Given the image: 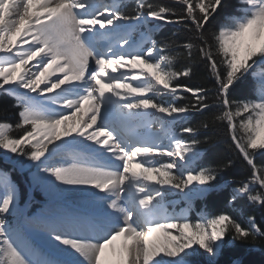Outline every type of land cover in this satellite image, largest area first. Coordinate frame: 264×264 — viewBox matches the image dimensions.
Here are the masks:
<instances>
[{
	"label": "snow or ice",
	"instance_id": "obj_1",
	"mask_svg": "<svg viewBox=\"0 0 264 264\" xmlns=\"http://www.w3.org/2000/svg\"><path fill=\"white\" fill-rule=\"evenodd\" d=\"M134 2L129 9L124 0H0V95L15 98L19 130L13 135V124L0 121V150L26 158L33 181L53 195L95 189L91 195L103 202L87 214L22 220L18 188L0 172V264H195L191 258L204 254L215 264L226 236L264 239L255 216L247 227L231 212L193 222L164 206L173 191L185 201L207 197L233 164L221 157L215 167H193L204 142L195 138L198 128L181 122L211 110V90L178 81L194 75L200 61L217 85L215 119L226 122L230 148L251 168L232 200L264 207V167L255 162L264 150V0H240L241 14L218 33L210 24L225 0ZM161 24L191 33L182 45L189 61L183 68L174 69L177 57L165 53L171 45L152 38ZM139 29L140 39H132ZM242 89L258 94L233 99ZM157 123L163 138L152 129ZM27 226L57 242L56 251L32 244Z\"/></svg>",
	"mask_w": 264,
	"mask_h": 264
},
{
	"label": "trees",
	"instance_id": "obj_2",
	"mask_svg": "<svg viewBox=\"0 0 264 264\" xmlns=\"http://www.w3.org/2000/svg\"><path fill=\"white\" fill-rule=\"evenodd\" d=\"M129 9L135 7L134 0H124ZM154 4L172 5L173 0H148ZM224 12L212 21L210 28L213 32L219 31L221 25L229 22L232 16L240 14L241 5L238 0H225ZM156 23V22H153ZM153 39L158 42V46L165 47L171 45V48H165V53L176 56L173 68H183L189 61L187 59L186 51L182 48L184 43L192 39L191 33L183 29L182 26L176 24H161L156 27L152 33ZM194 75L191 77H181L179 83L187 84L189 86H199L210 89L209 103L213 105L211 110H204L203 113L193 112L182 121L184 126H192L198 128L195 133V138L201 140L200 157L198 161L193 164V167H215L214 161L218 158H230L233 164L229 168H225L219 172L217 180L213 182L214 190L205 198L195 200V208L197 213L203 215H216L221 212H231L245 227L248 225V217L255 216L257 223L264 226V207L259 204L255 205L247 201L245 197L238 196L236 201L232 200L235 194L233 189L239 186L240 181L250 178L251 168L243 161L242 157L236 151L230 148V136L226 126V122H221L215 119L220 113V109L216 102L212 100L215 95V78L211 75L210 70L207 69L205 63L197 61L193 65ZM251 80V78H250ZM258 90H239L233 92L232 98L244 100L248 98H255ZM182 95L189 96L187 93ZM172 97L167 96V101H171ZM181 103H188V100L181 101ZM16 108L10 99L5 96H0V119L7 116H15ZM208 123V127L204 128L202 125ZM18 131L17 129H14ZM13 134V132H12ZM19 132L16 133V135ZM191 134L185 133V139H188ZM255 162L258 166L264 167V150L257 153ZM0 167L8 169L9 166L2 162L0 158ZM14 179L21 185L23 197L26 195V189L21 183V175L18 171L13 170ZM191 220L196 221V217L192 215ZM203 251V250H201ZM195 264H207V254L192 257ZM215 264H264V239L258 238V243H243L240 241H233L231 236L225 237L224 246L215 259Z\"/></svg>",
	"mask_w": 264,
	"mask_h": 264
},
{
	"label": "bare ground",
	"instance_id": "obj_3",
	"mask_svg": "<svg viewBox=\"0 0 264 264\" xmlns=\"http://www.w3.org/2000/svg\"><path fill=\"white\" fill-rule=\"evenodd\" d=\"M11 40L13 43H17L15 36L11 37ZM9 46H11V45H9ZM140 67H142V65ZM19 71H20V69H17V73ZM57 75H60V74L57 73ZM54 78L55 77H53V79ZM33 95H35V94H33ZM6 119H7L6 121L10 122V120H8V118H6ZM4 120H5V118L0 119V121H4ZM69 123L71 124V121ZM154 128L159 129V125L153 124L152 129H154ZM156 132L161 134V130L156 131ZM160 137L163 138L162 136H160ZM3 154H5V153H3ZM6 156H8V158L12 159L16 155L9 153ZM4 163H6L9 166V168L6 169L3 167H0V170H1L0 172L6 174L7 178L10 180V182L15 184L19 190L21 185L14 179V176H13V170H16V169L12 168V166L9 164L10 162L8 163V162L4 161ZM18 163H23L25 165L24 167L22 166L23 167L22 170L24 172H28L29 182L31 184L32 198L36 199L41 204L40 207H38L36 209L34 208L35 209L34 210L33 205H30V199H31L30 196L27 198L24 197L22 199L23 192H22V187H21V189H20L21 194L18 191V203H19V207L23 210V213H24V217L21 218L22 220L26 219L28 217H41V216L51 217V216H55L59 213L87 214V213H91L94 210H96L97 208L103 206V202L101 200H99L97 197L91 195L92 192L98 191L95 189H88L87 191L73 190V191L64 192V193H61L58 195H53L44 185L38 184V183L33 181L32 172H34L35 170L29 169L27 167L28 162H27L26 158H23V157L19 158ZM136 171H140V169L137 168ZM20 182L22 183V181H20ZM23 185L26 186L24 183H23ZM26 188H28V187L26 186L25 189ZM36 188H39L42 195L41 194L39 195V193H37ZM2 194H3V189H0V195H2ZM103 195H104V193H99V196H103ZM168 199L174 200V199H170V197ZM181 204H178V205H181ZM164 206L166 207L167 210L173 208V206L171 204H166ZM8 219H11V216H9ZM12 221H13V223H16V218L13 217ZM84 234L87 235L88 234L87 231H85ZM25 235H26L27 239L32 244L37 246L38 248H41L44 251L49 252V253H54L56 251V248L53 245L57 244V242L52 241L51 238L48 237L42 231L35 230L31 226H27L25 229ZM155 235H160V234H155ZM122 243H124L123 238H120L115 242L117 247H119ZM129 243H131V241H129ZM66 258L70 259L71 257H66Z\"/></svg>",
	"mask_w": 264,
	"mask_h": 264
},
{
	"label": "rangeland",
	"instance_id": "obj_4",
	"mask_svg": "<svg viewBox=\"0 0 264 264\" xmlns=\"http://www.w3.org/2000/svg\"><path fill=\"white\" fill-rule=\"evenodd\" d=\"M238 2L240 3V0H238ZM241 8H242V5H241ZM145 31V29H139V31H137V32H133L131 35H132V39H134V40H138V39H140V33H142V32H144ZM153 38V37H152ZM142 67H146L145 65H142ZM141 67V68H142ZM150 70L152 71V69H148V71L150 72ZM262 71V69H257V73L259 74L260 72ZM0 96H3V95H0ZM5 97H7L8 99H12V100H15V98L14 97H11V96H5ZM165 102H168L167 101V96H164L163 98H162ZM15 104H16V101L14 102ZM6 118H8V120H10V122L12 123V124H15L16 122H17V120H18V113L15 115V116H7V117H5V120H7ZM4 120V121H5ZM158 124V123H157ZM159 125V124H158ZM15 129V127H14V125H13V135H16V133L17 132H19V131H16V130H14ZM18 130V129H17ZM154 131H160L161 129H160V127H159V129L158 128H154L153 129ZM15 131V132H14ZM164 135H165V132L163 131V130H161V134H160V136H162V137H164ZM165 143H167V141L165 140ZM4 152H3V150H0V158H1V160H2V162H10L9 164L12 166V168H15L19 173H20V175H21V181H22V183H24L28 188H26L27 190H26V198L27 197H29L30 196V205H33V209L35 208H38V207H40V202H38L36 199H33L32 198V195H31V184H30V182H29V175H28V172H24L22 169H23V167L25 166L23 163H18V159L19 158H21V157H17V156H14V158H12V159H10V158H8V156H6L5 154H3ZM167 157H165L164 158V161L166 162L167 161ZM21 164V165H20ZM23 166V167H22ZM21 170H20V169ZM1 171V170H0ZM24 172V173H23ZM25 186V187H26ZM238 187V186H237ZM237 187H235L234 189H233V191H234V193H235V189L237 188ZM254 188H255V190L256 191H260V189H259V186L258 185H254L253 186ZM20 189H21V186H20ZM20 189L18 190L19 191V193L21 194V191H20ZM36 190H37V193H39V195L41 194L42 195V193H41V191L39 190V188H36ZM39 191V192H38ZM170 197V199H174V200H169L168 198ZM246 198V197H245ZM247 199V198H246ZM169 200V201H168ZM195 200L196 199H194V200H192V201H185L183 198H182V194H177L175 191H173V193L172 194H170L169 196H167L166 197V199H165V202H164V205H166V204H171L172 206H173V208H171V209H168L167 210V212L169 213V214H172V213H175V214H177V215H180V214H183V215H187L189 218H190V215L191 214H193V216L194 217H196V220H198L201 216H202V214L201 213H197L196 211H195V209H194V203H195ZM168 201V202H167ZM174 201V202H173ZM248 201V200H247ZM194 202V203H193ZM248 202H250V201H248ZM182 203V204H181ZM251 203V202H250ZM36 204V205H35ZM178 204H181V205H178ZM177 205V206H176ZM255 205H258V204H255ZM34 209V210H35ZM11 222H13L12 220H13V217H11V219H9ZM174 232H175V230H173Z\"/></svg>",
	"mask_w": 264,
	"mask_h": 264
}]
</instances>
